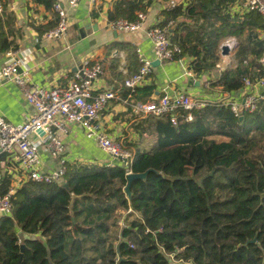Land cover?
I'll use <instances>...</instances> for the list:
<instances>
[{"label": "trees", "instance_id": "16d2710c", "mask_svg": "<svg viewBox=\"0 0 264 264\" xmlns=\"http://www.w3.org/2000/svg\"><path fill=\"white\" fill-rule=\"evenodd\" d=\"M34 1L53 15L35 29L41 34L57 26V0ZM155 1L117 0L108 19L135 21ZM233 1L168 3L158 22L182 49L175 59L193 57L189 68L197 77L213 69L218 38L240 37L236 65L212 83L230 92L264 76L258 63L264 17L231 13ZM20 28L14 13L0 12L1 52L18 47L11 37ZM117 45L129 52L135 73L141 66L136 48ZM135 130L153 142L135 146L133 172L149 173L131 182V201L124 162H65L61 182L26 181L13 195L12 214H0V264H174L166 255L173 252L194 264H264V98L243 118L226 104L209 103L179 112L177 124L149 115ZM11 179L3 172V192Z\"/></svg>", "mask_w": 264, "mask_h": 264}, {"label": "crops", "instance_id": "0c3cea01", "mask_svg": "<svg viewBox=\"0 0 264 264\" xmlns=\"http://www.w3.org/2000/svg\"><path fill=\"white\" fill-rule=\"evenodd\" d=\"M59 1L65 6L69 28L60 37L51 38L46 35L48 31L40 34L34 27V25H47L53 18L50 10L44 5L34 0H0L2 6L0 12L6 9L14 13L17 26L21 27L13 32L11 37L18 44V47L11 51L13 54L0 51V70L7 60L18 59L21 69L27 70L34 82L46 88H53L57 85H66L86 61L100 62L102 73L95 83V92L113 89L117 98L110 101L97 123L115 139L126 137L127 145L133 148L136 144L149 148L153 142L152 139L141 140L140 133L135 130V124L143 119L140 114L134 112L135 102H147L166 93L174 95L186 92L195 96L213 94L204 86V81L210 76L211 71L205 72L202 77L196 75L190 77L186 74L190 60L193 58L188 55L178 60L161 61L153 67L150 78L134 92L123 84L127 75L124 70L130 73L129 52L117 44L132 43L136 50L140 48L146 56L153 58V46L146 30L162 20L161 10L169 0L152 3L142 27L134 32L118 30L113 26V21L108 19L109 12L117 0H98L96 3L80 0L76 6H68L66 0ZM230 11L239 15L250 12L245 9L243 0H234ZM260 33L264 38V29H261ZM228 37L222 40L226 41ZM239 40L241 46L240 37ZM198 81L200 83L197 84ZM252 92L262 94L264 86L256 84L244 86L240 90L231 92V95L234 98H241L245 93ZM33 112L34 108L26 101L21 88L13 81L2 80L0 77V115L13 123H20ZM61 137L65 151L60 158L41 150L42 171L58 169L62 157L66 162L73 164L123 163L120 158L104 151L94 139L88 138L84 127L80 124H69L67 131L61 133ZM9 161L5 159L0 162L3 172L8 171V168L11 170ZM14 167L11 174L16 177L21 176L24 172L22 168L18 164Z\"/></svg>", "mask_w": 264, "mask_h": 264}, {"label": "built area", "instance_id": "2783aa9c", "mask_svg": "<svg viewBox=\"0 0 264 264\" xmlns=\"http://www.w3.org/2000/svg\"><path fill=\"white\" fill-rule=\"evenodd\" d=\"M89 1L96 3L98 0ZM79 2L80 0H66L68 6H76ZM177 3V0H169L172 7ZM243 5L247 11H254L264 17V0H243ZM1 10L2 6H0ZM54 10L59 14V22L57 26L46 33L51 38L60 37L69 28L64 4L57 0ZM146 18L145 12H139L137 20L129 21L119 18L113 21V26L118 30L134 32L142 27ZM146 34L152 42L153 58L146 56L139 48L137 52L141 62L140 68L132 74L124 70L127 75L123 84L132 92L149 79L153 71L154 59L173 61L177 60L175 56L182 52L179 46L171 44L167 27H160L157 23L148 27ZM234 39H236L234 36L228 37L226 41H220L218 38L216 42L215 50L218 59L210 76L204 81L205 88L212 92V95L195 96L186 92L174 95L166 93L147 102H135L133 104L134 112L140 114L142 118L149 115L166 116L173 124H177L179 112H190L193 108H200L209 103L226 104L239 117L243 116L245 112L256 110L258 102L264 98V93H245L241 98H234L230 91L212 86V83L219 78L222 72L236 65L235 58L240 50V40ZM11 51H8L9 55L13 54ZM258 63L260 70L264 73V54L258 59ZM20 66L18 59L7 60L1 67L0 77L2 80L13 81L21 88L26 101L34 108V112L20 123H13L0 115V153H8L4 158H0V162L5 159L10 160L11 170L8 168L9 173L14 171V166L17 164L24 171L21 176L12 175L7 192H3L1 189L3 172H0V214H12L13 195L26 181L34 180L45 183L62 181L66 160L62 157L61 166L58 169L44 172L41 170V150L47 151L53 157L60 158L65 151L61 133L66 132L68 125L72 123L82 125L88 138L94 139L111 156L120 158L126 166L127 175L133 172L131 165L136 155V149L127 145L126 137L115 139L101 129L97 123L110 101L117 98L113 89L95 92V83L102 73L100 62L86 61L66 85H57L53 88H46L34 82L29 72L21 69ZM186 74L190 77L195 75L189 67ZM254 84L264 86V76L255 82L249 79L245 80V86ZM186 119L191 120L192 114L188 113ZM132 211L130 208L129 212ZM166 255L174 264H194L191 261L177 259L175 252L166 253Z\"/></svg>", "mask_w": 264, "mask_h": 264}, {"label": "water", "instance_id": "95a60500", "mask_svg": "<svg viewBox=\"0 0 264 264\" xmlns=\"http://www.w3.org/2000/svg\"><path fill=\"white\" fill-rule=\"evenodd\" d=\"M161 60L156 59L153 61V66H157L158 64H160ZM200 83V81L197 82V84ZM241 118H243V116H241ZM8 153L7 152H2L0 153V158H4ZM149 170L139 173V172H131L127 175V179H128V184L126 185V187L124 188V191L127 194V198L131 201L132 200V191H131V182L134 179H146L148 176Z\"/></svg>", "mask_w": 264, "mask_h": 264}, {"label": "bare ground", "instance_id": "6f19581e", "mask_svg": "<svg viewBox=\"0 0 264 264\" xmlns=\"http://www.w3.org/2000/svg\"><path fill=\"white\" fill-rule=\"evenodd\" d=\"M235 40V39H234Z\"/></svg>", "mask_w": 264, "mask_h": 264}]
</instances>
